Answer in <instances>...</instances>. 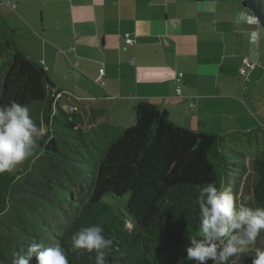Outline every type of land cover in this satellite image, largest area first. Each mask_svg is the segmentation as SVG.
Listing matches in <instances>:
<instances>
[{"label": "trees", "instance_id": "16d2710c", "mask_svg": "<svg viewBox=\"0 0 264 264\" xmlns=\"http://www.w3.org/2000/svg\"><path fill=\"white\" fill-rule=\"evenodd\" d=\"M16 36L0 14V105H27L45 134L21 169L0 174V228L9 237L0 240V264H12L33 243L59 244L69 264H95V253L72 250L71 237L97 223L112 241L108 264H194L185 247L187 235L198 234V187L223 184L238 204L264 206V154L252 161V180L238 182L231 167L246 168L242 152L221 134L176 124L146 101L135 106L134 125L100 123L84 131L81 113L59 104L62 91L19 49ZM106 194H129L128 215L103 201Z\"/></svg>", "mask_w": 264, "mask_h": 264}, {"label": "crops", "instance_id": "0c3cea01", "mask_svg": "<svg viewBox=\"0 0 264 264\" xmlns=\"http://www.w3.org/2000/svg\"><path fill=\"white\" fill-rule=\"evenodd\" d=\"M244 1L3 0L0 14L60 99L68 94L63 107L82 108L89 129L128 127L123 123L136 122L135 106L146 101L180 126L237 141L263 128L244 101L264 114V26L233 23L240 10L256 16ZM126 33L135 44L125 42ZM246 56L256 62L248 81L240 74Z\"/></svg>", "mask_w": 264, "mask_h": 264}, {"label": "clouds", "instance_id": "9594fccd", "mask_svg": "<svg viewBox=\"0 0 264 264\" xmlns=\"http://www.w3.org/2000/svg\"><path fill=\"white\" fill-rule=\"evenodd\" d=\"M208 10L214 11V8ZM233 23L238 26L258 24L259 18L240 10ZM249 35L255 41L260 34L252 31ZM60 97H57L58 102ZM44 134V128L35 123L27 105L16 102L0 105V174L11 172L32 157ZM197 191L198 234L186 237V259L194 264H209L210 261L211 264H228L264 230V206L238 204L229 187L217 186L215 182H207ZM126 227L130 228L131 224ZM71 245L73 251L95 253V264H108L106 252L111 249L112 241L106 238L101 224L80 228L73 233ZM33 258L36 264H69L66 252L59 244L45 246L39 243L16 253L12 264H31ZM252 264H264V251L257 250Z\"/></svg>", "mask_w": 264, "mask_h": 264}, {"label": "rangeland", "instance_id": "374dc122", "mask_svg": "<svg viewBox=\"0 0 264 264\" xmlns=\"http://www.w3.org/2000/svg\"><path fill=\"white\" fill-rule=\"evenodd\" d=\"M3 1V0H0ZM9 23V22H8ZM11 28V27H10ZM13 29V28H12ZM22 41H19V44H22ZM25 43L28 45V48L30 50V48H32L31 44L27 41H25ZM72 65H75L73 61ZM104 68V67H103ZM242 76V75H241ZM251 79V78H250ZM243 80V79H242ZM250 85V83H249ZM68 96V94L66 93L65 96L63 97V99L59 100V103L61 104V106H63L64 104L67 103V101L64 99ZM244 103L248 106V111L249 114H253L255 116L254 120L257 123H262L263 128L261 129V131H255L253 133H243L241 134V139L237 140V141H231L229 138L226 139V142L229 146H231L232 148L236 149L237 151H240L244 154L245 158L243 159V162L245 163V169L243 170L242 166H232V170L233 171V175L234 176H238L240 177V180L242 183L249 180V182L252 180L253 178V168H252V161L253 159L261 154H264V114L259 113L257 109L250 107L249 105V101L245 100ZM75 108V107H73ZM80 108V107H79ZM67 111H71V109L69 108H65ZM82 110L78 109L76 111L80 112ZM81 115H82V111H81ZM123 121V120H122ZM121 121V123H122ZM123 123V125H129L131 126L132 124L134 125L135 121H133V123L131 122H127ZM89 123V121H88ZM196 123V122H194ZM79 128L86 131L87 129H89V124H87V122L85 120H83L81 123H79ZM190 128L195 129L196 131H198L200 129V127L198 125H191ZM22 165V164H21ZM21 165H19L17 168L15 169H21ZM77 193L74 194V198L73 200H75L77 197ZM238 196H241V194L239 193ZM129 198V194H125L123 196H115V195H111V194H106L103 197V201L109 203L110 205H112L116 211L120 212V213H125L126 215H128L127 210H126V203L128 201ZM75 203H79L78 201H76ZM57 213L54 214H49V218L50 219H55L52 217H57ZM58 219V218H56ZM56 222L61 223H65V219L60 218L58 220H56ZM55 222V223H56ZM131 224V221L128 222V224ZM132 227V224H131ZM57 232H61V230L56 229ZM8 239V234H6L5 230H3V228H0V240L3 239ZM257 250H262L264 251V230L261 231L260 236L258 235L256 238V241L251 244L246 250H244L243 252L237 254L235 256V261L236 264H252V260L255 258L256 252Z\"/></svg>", "mask_w": 264, "mask_h": 264}, {"label": "built area", "instance_id": "2783aa9c", "mask_svg": "<svg viewBox=\"0 0 264 264\" xmlns=\"http://www.w3.org/2000/svg\"><path fill=\"white\" fill-rule=\"evenodd\" d=\"M13 7H15V5H13ZM124 38H125V42L127 44H130V45H133L136 43V39L134 37H132L129 33H126L124 35ZM242 66L240 67V74L244 77V79L246 81L249 80L250 76H251V73L252 71L255 69L256 67V62L253 61L250 57L246 56L243 58V61H242ZM104 75V68H101L100 69V76H103ZM178 82H180V78L177 79ZM177 92L178 94L180 95L181 94V86L178 85V88H177ZM61 96V94H58V98ZM71 110H75L76 108H69Z\"/></svg>", "mask_w": 264, "mask_h": 264}, {"label": "water", "instance_id": "95a60500", "mask_svg": "<svg viewBox=\"0 0 264 264\" xmlns=\"http://www.w3.org/2000/svg\"><path fill=\"white\" fill-rule=\"evenodd\" d=\"M247 5L252 9L256 17L264 26V3L263 0H245Z\"/></svg>", "mask_w": 264, "mask_h": 264}]
</instances>
